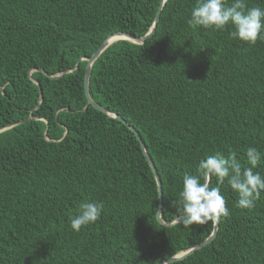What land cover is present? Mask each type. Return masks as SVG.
<instances>
[{"label":"trees","instance_id":"obj_1","mask_svg":"<svg viewBox=\"0 0 264 264\" xmlns=\"http://www.w3.org/2000/svg\"><path fill=\"white\" fill-rule=\"evenodd\" d=\"M196 2L166 0L145 43L115 41L93 63L92 98L137 129L144 152L127 125L88 104L86 58L117 32L145 36L162 0H0V129L12 126L0 133V264H159L211 235V221L157 219L147 155L172 221L201 159L235 153L250 166L248 147L264 153V41L189 24ZM254 171L264 175V158ZM220 189L230 215L215 238L168 264H264V192L241 209L227 179ZM84 201L104 209L76 232Z\"/></svg>","mask_w":264,"mask_h":264},{"label":"clouds","instance_id":"obj_2","mask_svg":"<svg viewBox=\"0 0 264 264\" xmlns=\"http://www.w3.org/2000/svg\"><path fill=\"white\" fill-rule=\"evenodd\" d=\"M188 23L216 31H223L230 26L233 39L252 45L264 41V7H248L245 0H232L230 4L227 0H197ZM246 157L247 165L250 166H242L235 153L226 158L217 152L200 160L198 175L183 176L179 200L174 203L182 207L185 226L205 225L209 221L218 223L222 217L230 215L220 189L225 179L238 194L239 208L255 207V202L264 192V175L254 169L259 166L264 153L256 147H248ZM212 177H215L216 186L210 183ZM103 209L102 202L80 203L77 214L70 219V227L76 232L81 231L83 227L97 222Z\"/></svg>","mask_w":264,"mask_h":264},{"label":"water","instance_id":"obj_3","mask_svg":"<svg viewBox=\"0 0 264 264\" xmlns=\"http://www.w3.org/2000/svg\"><path fill=\"white\" fill-rule=\"evenodd\" d=\"M166 0H162V3L160 4L158 11H157V15L155 18V22L153 24V26L151 27L150 31L143 37H139V36H135L131 33H127V32H117L115 34L110 35L104 42L103 44H101V46L96 50V52L89 58H86L87 60V66H86V71H85V77H84V88H85V92H86V96H87V100H88V104H91L93 107H95L96 109L107 113L109 116L114 117L115 119L121 121L123 124L127 125L136 135V137L138 138V140L140 141L141 147L143 149L144 152H146V146L144 141L142 140L139 132L137 131V129L129 124L121 115L111 112L110 110L104 108L103 106H101L100 104H98L96 101H94V99L92 98L91 94H90V77H91V71H92V66L93 63L96 61V59L103 53V51L110 46L112 43H114L115 41L118 40H129L138 44H143L146 42V40L148 38H150L156 31V26L158 21L160 20L161 17V12L163 9V5L165 3ZM119 36H124L125 38L122 39H117V37ZM60 76V74L55 75V77ZM40 87V90L42 92V86L41 84L36 80L33 79ZM12 126L9 125L3 129H0V133L6 129L11 128ZM147 160L155 174V178L157 181V185H158V192H159V206H158V212H157V219L165 224V225H171L173 223L176 222H181L183 221V215L173 219L172 221H164L161 217V213H162V207H163V189H162V181L160 179V176L158 174L157 168L155 166L154 161L152 160V158L150 156L147 155ZM223 182V181H222ZM221 182V184H222ZM219 227V222L218 223H214V228H213V232L211 233V235L202 243L197 244L195 246H193L192 248H190L189 250H187L186 252H183L179 255L173 256L167 260H164L162 262H160L159 264H168V263H172L181 259L186 258L187 256L191 255L192 253H194L197 249L207 245L208 243H210L216 236L217 234V230Z\"/></svg>","mask_w":264,"mask_h":264},{"label":"bare ground","instance_id":"obj_4","mask_svg":"<svg viewBox=\"0 0 264 264\" xmlns=\"http://www.w3.org/2000/svg\"><path fill=\"white\" fill-rule=\"evenodd\" d=\"M122 38H125L124 36H119V37H117V39H122Z\"/></svg>","mask_w":264,"mask_h":264}]
</instances>
